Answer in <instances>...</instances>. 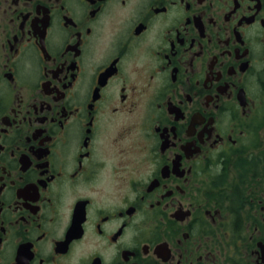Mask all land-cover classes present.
I'll return each instance as SVG.
<instances>
[{
    "label": "flooded vegetation",
    "instance_id": "flooded-vegetation-1",
    "mask_svg": "<svg viewBox=\"0 0 264 264\" xmlns=\"http://www.w3.org/2000/svg\"><path fill=\"white\" fill-rule=\"evenodd\" d=\"M0 264H264V0H0Z\"/></svg>",
    "mask_w": 264,
    "mask_h": 264
}]
</instances>
